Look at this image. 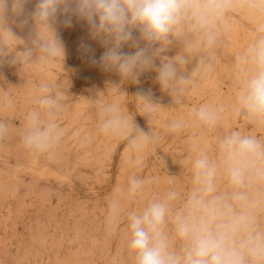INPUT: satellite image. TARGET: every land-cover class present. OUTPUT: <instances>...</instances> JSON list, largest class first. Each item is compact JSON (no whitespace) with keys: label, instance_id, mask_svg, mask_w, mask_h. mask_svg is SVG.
<instances>
[{"label":"rangeland","instance_id":"1","mask_svg":"<svg viewBox=\"0 0 264 264\" xmlns=\"http://www.w3.org/2000/svg\"><path fill=\"white\" fill-rule=\"evenodd\" d=\"M37 3L27 0L18 11L14 0H7L0 13L6 28L24 41L0 57V120L12 128V135L0 142V264H134L128 248V212L143 209L170 190L186 194L192 187V162L201 152L215 157L223 135L240 131L264 137V123L235 114L236 94L246 78L236 61L252 42L257 18L246 10L228 14L212 51V70L197 76L175 103L161 88L155 70L124 80L115 69L103 66L99 58L106 48L101 38L93 37L86 19L72 13L70 25L64 23L62 12L51 22L63 42V60L33 67L13 62L15 53L31 46L40 33L32 15ZM133 37L145 46L139 29L133 30ZM122 50L136 49L129 42ZM178 51L180 45L173 41L161 55L171 57ZM155 63L159 66L160 59ZM194 65L195 61L187 65L183 74H190ZM41 82L62 94L59 123L64 135L51 154L29 151L20 141L26 114L37 108ZM138 94H150L160 105L151 117L141 112ZM8 99L11 105L3 107ZM105 103L118 104L136 125L158 137L141 154L139 166L131 163L126 140L99 132L98 110ZM201 105L223 106L215 127L196 121L194 110ZM174 120L183 121L185 127L178 133L166 132ZM132 175L151 183L142 197L128 201L118 189L126 188ZM218 187L227 190L224 178ZM117 198L122 202L120 218L110 225L109 203ZM180 203L176 201L177 206Z\"/></svg>","mask_w":264,"mask_h":264},{"label":"clouds","instance_id":"2","mask_svg":"<svg viewBox=\"0 0 264 264\" xmlns=\"http://www.w3.org/2000/svg\"><path fill=\"white\" fill-rule=\"evenodd\" d=\"M26 2L14 0V6L22 11ZM6 3L0 0V13ZM237 10H246L257 23L252 42L236 61L246 78L236 94L235 114L264 123V0H38L32 15L40 33L31 46L25 45L23 51L15 53L13 62L33 67L52 66L63 60V42L51 22L62 12L64 23L70 25L72 13L86 19L93 37L101 38L106 48L99 58L103 66L115 69L124 80H136L144 71L155 70L161 88L178 103L197 76L212 70V51L219 44L220 25ZM134 29H139L145 46L133 37ZM173 41L179 43L180 51L171 57L161 55ZM129 42L134 52L122 50ZM22 43L6 28L0 15V57ZM92 58L95 62L94 52ZM193 61L191 73L184 75ZM136 97L146 117L160 107L150 94ZM35 103L37 108L25 116L20 141L29 151L51 154L64 135L59 123L62 94L41 82ZM10 105L8 99L2 106ZM223 112L220 105H201L194 115L200 125L212 128ZM184 127L183 121L174 120L166 126V132L178 133ZM98 130L127 141L126 152L133 157V166L140 165L141 154L158 139L153 130L145 132L136 125L116 103L99 107ZM11 135V126L0 120V142ZM192 172V187L183 196L170 190L143 209L128 212V248L134 264H264V137L231 131L218 139L215 157L205 152L197 156ZM221 178L226 180L227 190L219 189ZM150 183L147 178L132 175L126 188L118 191L124 199L134 201L144 195ZM178 200L182 203L177 206ZM121 210L119 198L109 203L110 225L119 221Z\"/></svg>","mask_w":264,"mask_h":264}]
</instances>
